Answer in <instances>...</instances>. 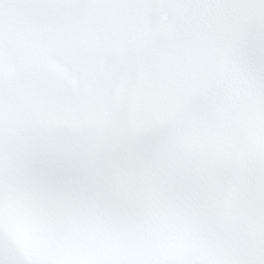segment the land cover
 I'll use <instances>...</instances> for the list:
<instances>
[{
	"label": "snow or ice",
	"instance_id": "obj_1",
	"mask_svg": "<svg viewBox=\"0 0 264 264\" xmlns=\"http://www.w3.org/2000/svg\"><path fill=\"white\" fill-rule=\"evenodd\" d=\"M0 264H264V0H0Z\"/></svg>",
	"mask_w": 264,
	"mask_h": 264
}]
</instances>
